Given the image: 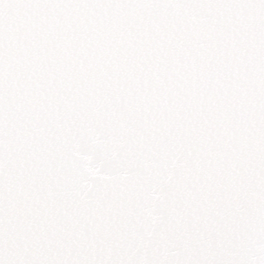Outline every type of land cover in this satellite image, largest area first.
I'll return each instance as SVG.
<instances>
[{
  "label": "snow or ice",
  "instance_id": "snow-or-ice-1",
  "mask_svg": "<svg viewBox=\"0 0 264 264\" xmlns=\"http://www.w3.org/2000/svg\"><path fill=\"white\" fill-rule=\"evenodd\" d=\"M0 264H264V0H0Z\"/></svg>",
  "mask_w": 264,
  "mask_h": 264
}]
</instances>
